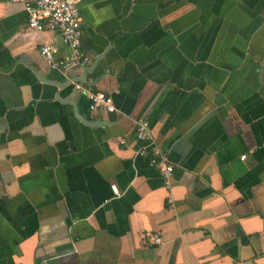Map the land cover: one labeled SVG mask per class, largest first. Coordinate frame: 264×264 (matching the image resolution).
<instances>
[{"label": "crops", "instance_id": "crops-1", "mask_svg": "<svg viewBox=\"0 0 264 264\" xmlns=\"http://www.w3.org/2000/svg\"><path fill=\"white\" fill-rule=\"evenodd\" d=\"M78 6L83 89L40 55L67 51L58 33L0 0V264H264V0ZM91 91L114 111L91 113ZM140 118L172 206L135 154Z\"/></svg>", "mask_w": 264, "mask_h": 264}, {"label": "built area", "instance_id": "built-area-1", "mask_svg": "<svg viewBox=\"0 0 264 264\" xmlns=\"http://www.w3.org/2000/svg\"><path fill=\"white\" fill-rule=\"evenodd\" d=\"M19 2L23 5L26 13V25L29 29L40 33L43 30L55 31L60 36L67 51L61 53L60 48L48 42H43L39 48L41 57L47 65L54 70H58L66 75L68 83H71L76 89H83V85L67 75L71 67L79 66L84 68L88 65L89 56L83 51L81 45V24L82 14L78 6L80 0H10ZM88 108L91 113L102 108L112 112L115 107L111 97L103 91L88 92ZM135 154L144 157L150 167L156 168L163 180V187L168 192L166 203L173 205L171 196L173 180V163L169 160L167 154L163 152L154 142L153 133L150 124L145 119L135 121ZM124 143V139L120 140ZM245 154L241 158H245ZM114 195L118 196L120 192L114 184L111 185ZM149 243L159 244L161 236L152 233L146 237Z\"/></svg>", "mask_w": 264, "mask_h": 264}, {"label": "water", "instance_id": "water-1", "mask_svg": "<svg viewBox=\"0 0 264 264\" xmlns=\"http://www.w3.org/2000/svg\"><path fill=\"white\" fill-rule=\"evenodd\" d=\"M87 70V69H86ZM94 125H97V124H94Z\"/></svg>", "mask_w": 264, "mask_h": 264}]
</instances>
